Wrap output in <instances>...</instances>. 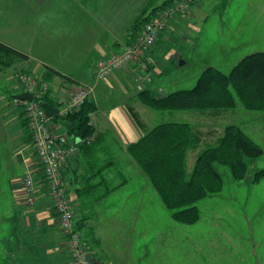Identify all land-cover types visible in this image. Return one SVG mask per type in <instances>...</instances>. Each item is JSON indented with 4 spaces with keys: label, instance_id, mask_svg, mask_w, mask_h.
Segmentation results:
<instances>
[{
    "label": "crops",
    "instance_id": "1",
    "mask_svg": "<svg viewBox=\"0 0 264 264\" xmlns=\"http://www.w3.org/2000/svg\"><path fill=\"white\" fill-rule=\"evenodd\" d=\"M135 1L139 0H0V41L24 53L15 64L18 68L33 72L51 68L69 83L91 79L97 61L127 43ZM202 3L196 1L188 10L194 22L204 17ZM153 50L142 59L150 68ZM141 66L132 63L121 72L138 73ZM144 86L150 88L149 83ZM13 105L10 108L0 92V149L10 164V175L2 178L0 173V264H71L45 182L38 181L33 206L24 205L22 194L16 193L21 186L12 181V169L22 163L32 170L37 157L21 123V108ZM93 114L100 139L68 158L61 175L74 223L81 224L82 241L99 264H264V208L253 211L250 220H211L226 227L223 233L211 223L200 228L198 222L139 220L149 187L126 147L143 132L125 138L109 113L94 119ZM118 157L136 166L133 173L144 176L135 191L124 180L118 183L112 169ZM27 235L29 240L24 239Z\"/></svg>",
    "mask_w": 264,
    "mask_h": 264
},
{
    "label": "rangeland",
    "instance_id": "2",
    "mask_svg": "<svg viewBox=\"0 0 264 264\" xmlns=\"http://www.w3.org/2000/svg\"><path fill=\"white\" fill-rule=\"evenodd\" d=\"M107 1L116 2V0ZM139 1L134 3L135 17L149 0ZM196 1H203L201 5L205 11L204 17H199L200 19L197 18L194 22L191 12L189 15L187 12L182 16L169 18L152 47L154 48L155 61L151 68L146 64L147 69L138 68V73H125L121 72L123 70L121 67L119 68L121 70L117 69L120 72L115 70L107 77L99 80H95L93 74L91 79L89 76L86 80L70 83L64 76L56 77L54 75L55 77L53 76L50 84L52 91H61L60 89L64 87L75 89L82 84H92L93 92L90 98L96 102L98 107L94 111L93 119L99 117L98 114L102 116V114L109 113L107 117L112 118L119 133L125 138L135 137V133H142L159 122L171 120L189 122L203 130L209 127H216L221 130L226 124L235 123L247 131L261 145L262 154L249 160L246 177L242 180L234 179L228 167L217 165L223 179L222 188L196 202L200 215L194 223L184 224L175 221L150 181L146 177V180L144 179L147 181L149 190L146 191V203L141 215L138 216L139 220H151L155 224L158 219H169L182 225H194L198 222L197 227L200 228L211 223L219 232L223 233L226 227L210 221H226L243 217L250 220L249 217L253 211H260L264 208V175L257 182L251 181L254 172L264 168V112L248 111L239 103L236 108L222 111L219 116L210 113L201 114L202 112L196 110L159 111L147 106L140 108L135 96L136 90H139L137 86L140 85L143 88L146 83H149L155 94H165L177 89L190 88L195 84L199 73L205 67L215 66L223 72H228L243 56L254 51H264V0ZM137 3L139 5H136ZM174 18L179 19L173 20ZM111 48L114 50L113 46ZM18 67L14 64L0 70V92H3V99L10 108H15L14 103H12L13 100L11 101L12 96L17 92H23V88L15 79V73L23 70ZM27 72L37 78L41 77L42 74V71L38 69L35 72ZM97 85L99 86L97 87ZM128 92V98L125 99ZM127 104L134 106L139 112V116L144 121V129L136 126L127 110ZM118 159L115 167L112 168L117 172L115 176L118 183L124 180L125 186L130 191H135L141 185L142 177L145 175L133 173L137 171L138 166L136 165V168V166L129 165L124 157H118ZM188 160V168H191L194 160L192 152L189 153ZM35 162L36 168L32 167L39 171L37 168L38 161ZM9 166L6 155L0 149L2 178L10 175ZM12 172L14 175L12 181L21 186L22 179L28 172L26 167L22 163L16 164ZM18 192L22 194V187L16 190V193ZM22 200L26 205L23 196ZM24 239L29 240V235Z\"/></svg>",
    "mask_w": 264,
    "mask_h": 264
},
{
    "label": "trees",
    "instance_id": "3",
    "mask_svg": "<svg viewBox=\"0 0 264 264\" xmlns=\"http://www.w3.org/2000/svg\"><path fill=\"white\" fill-rule=\"evenodd\" d=\"M158 1L149 0L141 8L128 27L127 43L134 38L145 20L158 9L177 0ZM24 57V53L0 41V70L18 63ZM55 74L57 72L51 68L43 69L40 78L49 83V89L41 98L57 107L50 95V82ZM135 96L142 105L159 111L196 110L201 114L219 116L222 111L234 109L239 103L248 111L264 112V51L243 56L228 72L207 66L190 88L155 94L151 88L144 86L137 90ZM14 98L12 96L11 100ZM96 109V102L88 97L78 108L52 116V128L79 140L78 149L86 148L101 137L91 121V113ZM127 110L136 126L144 129V121L134 106L127 104ZM20 115L23 117V128L31 137L22 109ZM86 137L91 139L81 141ZM126 150L170 210L171 217L184 224L199 219L197 201L222 188L223 179L217 165L228 167L234 179L242 180L246 177L249 160L263 152L261 145L238 124H226L221 130L216 127L203 130L178 120L159 122L144 130L139 138L128 143ZM190 152L194 160L191 168H188ZM37 166L41 170L39 162ZM263 175L264 168H261L254 172L251 181L257 182ZM41 180L46 184L44 178ZM74 226L80 231L81 224L74 223ZM87 229L86 235L91 234L92 231Z\"/></svg>",
    "mask_w": 264,
    "mask_h": 264
},
{
    "label": "built area",
    "instance_id": "4",
    "mask_svg": "<svg viewBox=\"0 0 264 264\" xmlns=\"http://www.w3.org/2000/svg\"><path fill=\"white\" fill-rule=\"evenodd\" d=\"M193 1L195 0H177L158 9L154 15L142 23L134 38L122 50L112 52L97 61L94 79L107 77L113 71L132 63H139L143 69H147L142 59L157 41L168 19L186 14ZM15 79L23 91L32 93V100L15 97L13 103L20 106L24 113L37 161L41 164V170H29L23 177L21 182L23 199L27 206L35 205L37 183L44 178L59 228L66 237V247L71 263L99 264L82 242L81 232L74 226L73 206L67 194V188L61 180L63 165L68 158L77 154L79 140L54 130L50 121L51 117L40 106L39 101L42 100V95L49 89L48 82L24 70L16 72ZM137 87L142 89L140 85ZM60 90H51L50 95L57 104L58 112L64 114L78 108L86 98L92 96L93 86L82 84L75 89L64 87ZM89 139L91 137L83 138L81 141H89Z\"/></svg>",
    "mask_w": 264,
    "mask_h": 264
},
{
    "label": "water",
    "instance_id": "5",
    "mask_svg": "<svg viewBox=\"0 0 264 264\" xmlns=\"http://www.w3.org/2000/svg\"><path fill=\"white\" fill-rule=\"evenodd\" d=\"M16 98L18 99H26V100H32V93L29 91H23L21 93H18L15 95ZM39 104L41 107L44 108V110L46 111V113L48 114V116L52 117L54 116L56 113H58V109L57 107L52 106L51 104H49L47 101L44 100H40Z\"/></svg>",
    "mask_w": 264,
    "mask_h": 264
}]
</instances>
